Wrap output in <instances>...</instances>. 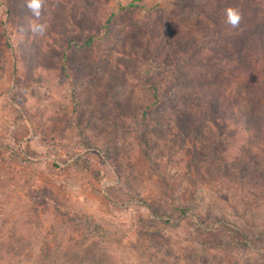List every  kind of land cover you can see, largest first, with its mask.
<instances>
[{
    "label": "rangeland",
    "instance_id": "1",
    "mask_svg": "<svg viewBox=\"0 0 264 264\" xmlns=\"http://www.w3.org/2000/svg\"><path fill=\"white\" fill-rule=\"evenodd\" d=\"M26 3L0 0V264H264V88L178 91L230 92L223 128L214 113L184 125L181 103L149 129L141 114L153 84L163 95L174 77L238 64L240 33L222 22L233 1L46 0L39 18ZM213 48L227 57L171 63L170 50Z\"/></svg>",
    "mask_w": 264,
    "mask_h": 264
},
{
    "label": "trees",
    "instance_id": "2",
    "mask_svg": "<svg viewBox=\"0 0 264 264\" xmlns=\"http://www.w3.org/2000/svg\"><path fill=\"white\" fill-rule=\"evenodd\" d=\"M234 5L238 7L243 13V20L240 25V41L244 44L242 52L240 51L241 45L239 47V61L238 64L234 66L229 75L220 76L213 71H195L190 74H185L183 76H177L171 79L165 85V91L161 95L158 91L156 84L151 86L153 93V101L151 104L146 105L141 111L142 118L145 120L144 129H149L147 120H152L151 116L154 112L156 115H161L162 108H168L172 111H179L180 103L184 105V109L181 113L183 115L188 111V116L184 125H190V118L194 117L199 124H205L209 121L212 113H214L215 119L220 123L221 128L227 125L229 121V116H234V98L232 94L226 90L221 91L217 96L214 95H198L193 97L191 100L186 96H178V91L184 87H196L202 85H216L228 84L230 87H235L238 85H246L249 88H264L259 87V85L264 86V0H232ZM230 5V2L227 3ZM134 7V4L129 5L124 8V10H129ZM112 17L108 19L109 25L112 22ZM109 28V27H108ZM96 34H88L81 43H76L82 48H90L96 42ZM171 63L177 67L181 68L183 66H205L214 62H220L227 57L224 55L222 50L219 48H213L208 52H189L187 50H170L169 51ZM237 58V57H236ZM240 63V65H239ZM254 73L251 74V73ZM245 77L248 78L247 84L245 83ZM258 80L262 84L255 83ZM178 97V98H177ZM177 104V105H176ZM166 105V106H164ZM177 109V110H176ZM187 109V110H186ZM184 116V115H183ZM165 118L161 117L157 120L161 123V128L167 126V124L174 122L173 119L166 121ZM233 119V118H231ZM264 121V118L262 119ZM198 127V126H196ZM192 128V127H191ZM264 129V124L261 127ZM144 134V132L142 133ZM143 136V135H142ZM150 213L153 216L163 219L168 217L166 212L159 208H154L152 206L148 207ZM177 211L180 212V216L183 217L189 211V208L178 207ZM199 219V224H203L204 221L201 217L196 216ZM166 223H170L169 220H165ZM236 234H240L239 229H235Z\"/></svg>",
    "mask_w": 264,
    "mask_h": 264
},
{
    "label": "clouds",
    "instance_id": "3",
    "mask_svg": "<svg viewBox=\"0 0 264 264\" xmlns=\"http://www.w3.org/2000/svg\"><path fill=\"white\" fill-rule=\"evenodd\" d=\"M46 0H27L26 7L34 17L39 18L45 8ZM243 20V13L238 7L228 6L223 9V24L232 31L229 34H238ZM45 24H34L31 31L34 34L42 35L46 31Z\"/></svg>",
    "mask_w": 264,
    "mask_h": 264
}]
</instances>
